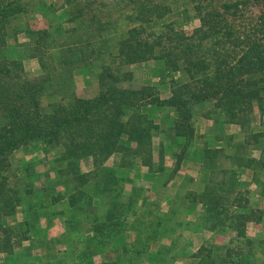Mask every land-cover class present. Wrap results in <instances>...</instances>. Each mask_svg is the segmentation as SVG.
Masks as SVG:
<instances>
[{"label": "trees", "instance_id": "obj_1", "mask_svg": "<svg viewBox=\"0 0 264 264\" xmlns=\"http://www.w3.org/2000/svg\"><path fill=\"white\" fill-rule=\"evenodd\" d=\"M2 1L0 256L14 250V241L21 245L30 239L31 222L24 220L12 227L21 201L9 186L7 172L11 156L33 144H43L47 152L61 148L56 157L61 166L57 184L68 187V193H60L53 203L66 197L76 206L86 194L84 188L93 184L99 191L96 199L101 201L104 195L115 193L119 184L120 173L107 166L109 160L119 155L124 172L140 164L154 173L153 146L160 136L175 146V167L166 180L170 182L195 138V110L211 101L225 111L227 122L243 129L244 139L238 145L240 162L245 159L244 167L264 172V132H250L255 104L264 112V0H191L194 17L187 21L198 23L191 31L166 23L169 9L153 0H130L134 12L119 19L113 12L123 0H65L52 18H45L44 29L22 32L29 40L26 45L17 42L15 30L11 33L8 29L24 12L22 3L4 6ZM122 21L126 22L125 31L119 29ZM159 22V32L145 28ZM11 43L20 52L11 50ZM32 60L38 61L45 74L41 80L33 79L26 70L25 63ZM147 61L162 63L157 64L156 73L169 80L170 98L162 99L156 85L121 87L134 77L123 67ZM94 70L99 95L86 99L71 93L75 77L88 76ZM45 95L58 97L49 109L43 106ZM166 107L175 109L172 117L163 116L161 111ZM254 152L260 153L259 159L252 158ZM202 155L205 170L212 172L210 194L203 197L210 221L215 228L230 222L228 227L243 236L247 221L259 220V215L247 213L249 202L242 193L232 201L236 210L228 209L229 198L217 192L229 186L242 189L240 183L233 184L237 173L213 169L219 159L217 150H206ZM88 159L93 164L90 173L83 171ZM137 192L134 188L129 203L122 198L110 201L107 222L96 225L94 231H117L124 217L135 212ZM85 199L90 206L93 199ZM31 211L36 213L35 208Z\"/></svg>", "mask_w": 264, "mask_h": 264}, {"label": "crops", "instance_id": "obj_2", "mask_svg": "<svg viewBox=\"0 0 264 264\" xmlns=\"http://www.w3.org/2000/svg\"><path fill=\"white\" fill-rule=\"evenodd\" d=\"M153 1L169 9L165 21L173 24L177 30L178 28L185 31V28L193 30L197 27V21H187V19L194 17L191 0ZM64 2L65 0H62V5ZM128 3L133 4L130 0H123L121 7L116 9L114 13H119L122 17L133 13L134 10ZM160 22L156 25L147 24L145 28L159 32L162 24ZM157 64L162 63L147 61L126 65L123 70L127 66H130L129 70L132 71L140 65L149 66V69L156 65L155 71L157 72ZM153 72L154 70H151V73ZM151 73L145 74V79L148 78L150 82L144 86L156 85L162 99L170 98L171 85L169 80L166 79V81ZM76 77H82L85 81L93 79L98 84L96 70L88 73V76L83 74ZM156 79L161 82L154 83ZM123 83H121V87H123ZM144 86L123 88L137 89ZM166 86L169 88L166 90L168 93L162 94L161 88ZM161 112L173 116L175 109L166 107ZM194 126L195 138L191 141V148L181 168L170 182L166 183V180L175 167V146L169 140L163 139L162 136L155 140L153 146L154 173L140 164L126 171V183L129 185L125 188L124 199L128 200L133 194L134 188H139L138 190L142 193V200L139 202L140 209L143 211L153 209L154 212L150 211L157 217L154 229L149 234L145 231L142 233L136 227L139 222V215L131 212L123 219L127 226L122 232L109 228L102 234L97 233L94 231L95 226L107 222L109 211V207H107L106 213L94 219L92 224L81 223V233H77L81 234V242L73 247L76 255L68 259L67 264H166L161 260L167 256L174 261L173 264H213L215 262L214 251L219 248L222 249V254L217 259L222 258L224 264H231L232 261L234 263L236 261L235 256L239 257V264H242L246 258H248L246 264H264V172H258L252 166L244 167L245 159L242 163L240 162L238 145L244 139L243 129L240 125L227 122L225 111L215 108L211 101L197 107L194 115ZM250 132H264V112H261L258 104L254 106ZM184 141L182 139L181 143L183 144ZM206 150L218 151L219 159L213 169L237 173V180L233 184L238 185L240 183L242 185V189L229 186L225 188V192H217L218 196H222L223 193L226 195V199L229 198L228 209L236 210L232 206V201L239 193H242L249 202L247 213L259 215V220L250 219L247 221L243 236H239L228 227L230 222H227L226 226L215 228L209 219L208 206L203 200L205 194H210L208 183L212 173L205 170L203 164L206 159L202 152ZM117 156L119 155H114L107 166L117 170V173H121L124 170L120 168V156L116 158ZM259 157V152H254L252 155L253 159H259ZM161 166L164 167V171H159ZM83 171L86 173L93 171L92 159L85 161ZM137 185L140 187H136ZM64 204H68L69 208L72 209L68 199L64 200ZM37 207L40 209L39 206ZM54 208L58 218L50 219L48 216H42L35 220L37 223L32 225L36 227L30 233L35 234L32 239L36 252H38V246L41 242L48 243L50 240H56L66 234H71V236L76 234V231L71 228L73 221L66 220L62 216L63 213L58 204H55ZM57 245L60 247V244ZM89 246L97 247V252H92L94 253L92 254ZM132 255L136 256L133 260H131Z\"/></svg>", "mask_w": 264, "mask_h": 264}, {"label": "rangeland", "instance_id": "obj_3", "mask_svg": "<svg viewBox=\"0 0 264 264\" xmlns=\"http://www.w3.org/2000/svg\"><path fill=\"white\" fill-rule=\"evenodd\" d=\"M16 1L22 3L21 5H23L24 12L17 16V20L11 21L9 23L8 29L11 33L15 31L18 33L17 42L21 43V45H26L29 42L26 36L22 33L23 31L28 28L33 30L44 29L46 27L47 21L45 18L48 16L52 18L55 10L62 7V0H4L2 1L1 5L5 6L14 4L16 3ZM102 2L107 3V1L105 0H103ZM113 14L114 17H118L117 19H119L121 16V14L119 13L113 12ZM125 24L126 22L122 21L120 23V27L118 25L119 29L124 28L123 31H125ZM149 28L150 27L148 26V29ZM185 29L186 31H191L188 28ZM13 45L14 43H11L10 46ZM11 50L17 53L19 51L15 46L11 47ZM18 55L20 56V54ZM25 67L27 72L33 79L41 80L42 78H44L45 74L40 69L39 63L35 60L27 61L25 63ZM129 67L130 66L125 67L124 71H131L129 70ZM155 69L156 65L153 68L150 67V69L149 66L144 65L135 67L134 70H132L133 72L131 71L134 75L132 82H124L122 86H144L145 84L150 82L148 81V78L147 80L145 79V74L151 73V70H154V72L151 74H154L156 76L157 73ZM158 82L160 83L161 81L157 79L154 81V83ZM168 89V86L161 88V90L163 91L162 94L168 93L166 91ZM71 91H73L71 93L75 92L78 97L92 99L99 95L100 87L94 82L93 79L85 81V79H83L82 77H76L75 89H71ZM48 95H45L43 97V106L49 109L50 102L52 103L58 101V97L51 98ZM163 116L168 118L172 115L164 113ZM165 124H168V122L166 121ZM60 151L61 148H57L56 150L47 152V148L43 144L37 143L29 147L20 149L11 156V166L7 172L9 186L14 192L17 193V197L21 201V208L16 218L15 225L12 226L13 228H15V226L18 227L19 222H22L24 220L26 222H31V225H33L37 223L35 220L39 219L42 216H48L50 217V219L58 218L54 210L55 203H53L52 199L58 198L60 193H66L68 189V187L57 184V182L60 180V177L58 176V170L61 169V166L60 164L56 163V157ZM118 157L119 156H117L116 158ZM124 173L126 172H121L119 175V184L115 187V193L104 195V199L102 201L96 199L99 193L95 189L93 184L89 188L88 186L84 188L86 194L82 197V199L76 206H72V209L69 208L68 204L63 205L66 197L64 198V200L58 203V207H60L59 209H61L63 213L62 216H64L66 220L73 221V225L71 226V228L76 231V234L74 236H71V234H66L65 236L58 237L56 240H50L48 243L41 242L38 246V252H36L32 239V236L35 237V234H30V241L25 240L21 245H19L18 241H14V250L11 253L1 255L0 264H67L66 261L72 256L76 255L73 247L75 246V244L81 242V234H77L81 233V223L84 222L86 224H92L94 219L106 213L105 210L107 209V207H110L108 206L110 201L122 198L125 203H129V201L131 200L130 198L132 195L130 196V198H128V200L124 199L125 188L127 187V185H129L128 183H126L127 179L125 178L127 174ZM136 187L140 186L137 185ZM139 191L140 190H138L137 194L135 195L136 206L133 207L135 209L134 213L139 215V222L138 224H136V227H138V229L142 231V233L145 231L147 232V234H149V232L154 229V223L156 222L157 217H155L153 209H150L153 212H151L150 210L143 211L142 209H140L139 202H141L142 200V193ZM85 197L93 199V202L92 204H90V206L86 203L87 199H85ZM37 206H39L40 209H38ZM80 206L82 208L81 210L78 209ZM73 207H75L76 210ZM32 208H35L36 213L31 211ZM126 226L127 225L123 221H121L119 229H117V231L125 229ZM35 229V226H31V232ZM57 244H60V247ZM91 244L94 243L91 242ZM89 250L91 253L97 252V247L95 248L93 246H89ZM221 250V248L215 249V262L213 264H224L222 258L217 259V257H220L222 254ZM134 257L136 256L132 255L131 260H133ZM235 259L236 261L234 263L231 260V264L240 263V259L238 256H235ZM247 259L248 258L242 261V264H246V262L248 261ZM162 261L166 264L174 263V261L170 259L169 256L162 259L161 262Z\"/></svg>", "mask_w": 264, "mask_h": 264}]
</instances>
